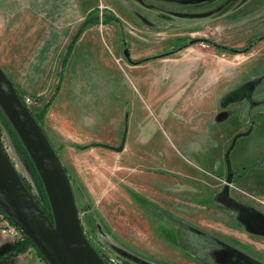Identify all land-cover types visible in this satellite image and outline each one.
<instances>
[{
  "label": "rangeland",
  "instance_id": "1",
  "mask_svg": "<svg viewBox=\"0 0 264 264\" xmlns=\"http://www.w3.org/2000/svg\"><path fill=\"white\" fill-rule=\"evenodd\" d=\"M90 2L122 20L130 46L116 25L92 27L57 100L64 120L46 117L85 192L88 239L107 264H264V0ZM63 55L25 57L28 72L13 58L16 89L37 115ZM0 153L45 206L1 118ZM0 212V264H47L34 248L11 255L24 239L2 233Z\"/></svg>",
  "mask_w": 264,
  "mask_h": 264
},
{
  "label": "water",
  "instance_id": "2",
  "mask_svg": "<svg viewBox=\"0 0 264 264\" xmlns=\"http://www.w3.org/2000/svg\"><path fill=\"white\" fill-rule=\"evenodd\" d=\"M0 106L38 170L50 202L53 220L33 198L14 171L10 160L2 153L0 207L36 244L50 264H107L84 231L66 168L44 128L30 107L23 102L14 82L1 65ZM123 147L124 143L116 149L120 151ZM232 176L230 173L228 182L232 181Z\"/></svg>",
  "mask_w": 264,
  "mask_h": 264
},
{
  "label": "crops",
  "instance_id": "3",
  "mask_svg": "<svg viewBox=\"0 0 264 264\" xmlns=\"http://www.w3.org/2000/svg\"><path fill=\"white\" fill-rule=\"evenodd\" d=\"M90 5V0H0V65L6 74L8 76L10 75V79L14 81L17 88V75L11 74V72L15 73L17 68V66H14V56L19 55L20 57H23L19 61L20 66L25 57L34 55L60 56L64 52L67 43L77 26L97 4H94V7ZM76 11L78 14H75ZM75 15L79 16L78 20H76ZM98 25L88 27L79 37L74 45L65 72L63 73V82L60 92L53 102V105L50 107L51 110L53 109V111H56L53 113H57L60 122H62L64 118L58 111L56 104L62 91L68 66L75 55L76 49L82 41V37L92 27ZM120 31L122 32L120 34L122 43H128V45L124 44V48L129 47L130 43L123 37L122 29ZM126 54L128 55L127 52ZM27 66L28 63L23 65L24 68L22 66L21 68L26 70V72L31 71ZM21 68L20 71H22ZM20 82L22 81L20 80ZM22 87L26 89V87ZM40 109L41 107L38 112ZM34 114L37 115L35 112ZM45 131L51 141L55 143L46 130V118ZM0 238L1 246L5 244L4 236L0 234Z\"/></svg>",
  "mask_w": 264,
  "mask_h": 264
},
{
  "label": "trees",
  "instance_id": "4",
  "mask_svg": "<svg viewBox=\"0 0 264 264\" xmlns=\"http://www.w3.org/2000/svg\"><path fill=\"white\" fill-rule=\"evenodd\" d=\"M101 23L105 24V25H110V24L116 25L120 30L123 28L122 21L116 15H113L111 12H108V11H105L104 15H101L99 13V7L95 8L94 10H91L89 12V14L80 22V24L77 26V28L73 32V35L71 36V38H70L69 42L67 43V46H66V48L64 50V55L62 56V60H61V68H60L59 75H58V82L54 86L53 92L47 98H44V99L42 97L37 98L38 102H42V106H41V109H40L38 115L34 114L33 110L31 109V111L34 114V116L36 117L38 123L44 128V131H45V118H46V115H47L48 110L50 109V107L53 105V102L55 101L57 95L60 92V89H61V86H62V82H63V73L65 72V68L67 67V63H68L69 59L71 58L74 45L76 44V42L78 41V39L82 35V33L88 27L93 26V25H98V24H101ZM258 40H260V37H257V38L253 39L254 43H257ZM124 44L128 45L127 42H125ZM221 48H223V47H221ZM224 48L225 49H230L229 47H224ZM19 95L22 98L23 102L26 104V101H25L24 97L22 96V94L19 93ZM0 118L5 123L8 131L10 132V134L12 135V137L14 138L16 143L19 145V147L22 148V150L24 151L25 155L29 158V160H30V162H31L36 174H37L41 191L44 194V200H45L46 204H45V206L41 205V208L43 210L45 209L47 214H48V216L51 218V220H53V214H52L50 202H49V199H48L44 184L42 182V179H41V177H40V175L38 173V170H37L34 162L32 161L29 153L27 152L25 145L23 144L22 140L20 139L19 135L17 134L16 130L14 129L13 125L11 124L10 120L8 119V117L6 116L4 111L2 110L1 106H0ZM50 141H51V139H50ZM51 143H52L53 147L55 148L56 152L59 155L60 150L63 148L64 144H60L57 147L56 144L53 143L52 141H51ZM67 173H68V175L70 177V180H71V183H72V187H73V190H74V194H75V198H76V201H77L78 208H79V210H82V206L79 205L78 195H80L81 197H84L85 192H84V190H82V188L75 186V183L72 181L73 178L71 177V175L69 174L68 171H67ZM87 208H88V205H86L85 209H87ZM91 219L92 218H90V220ZM30 248H34L36 250V253L38 254V256L41 259H43L47 264H50L46 260V258L42 255V253L39 251V249L37 248L36 244L28 236L25 237L24 241H16V242H14L13 245L11 246V248H10V253H11L12 256H17L19 254H23V253L28 252Z\"/></svg>",
  "mask_w": 264,
  "mask_h": 264
},
{
  "label": "built area",
  "instance_id": "5",
  "mask_svg": "<svg viewBox=\"0 0 264 264\" xmlns=\"http://www.w3.org/2000/svg\"><path fill=\"white\" fill-rule=\"evenodd\" d=\"M24 99L26 101V104L30 107L31 97H24ZM0 214H2V212H0ZM3 216L6 222L3 226L2 233L19 240L25 239L27 235L24 233V231L17 224L12 222L6 214Z\"/></svg>",
  "mask_w": 264,
  "mask_h": 264
}]
</instances>
